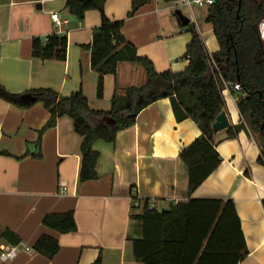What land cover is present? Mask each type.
<instances>
[{
	"label": "crops",
	"instance_id": "1",
	"mask_svg": "<svg viewBox=\"0 0 264 264\" xmlns=\"http://www.w3.org/2000/svg\"><path fill=\"white\" fill-rule=\"evenodd\" d=\"M180 4L153 0L129 17L132 0H107L104 11L112 22L124 23V38L157 72L180 73L189 65L184 55L192 38L176 15L184 8ZM185 10L208 51L218 52L213 26L206 22L209 7ZM53 14L59 15L58 27ZM100 24L98 11H88L79 20L66 1L0 0V85L19 96L18 103L38 89L63 97L82 90L93 111L110 112L114 96L143 86L147 74L136 63L122 62L115 76L105 77L103 97H98L99 75L85 47ZM52 35L68 38L66 60L34 58V40L44 42ZM235 94L223 91L229 127L242 122L240 96ZM49 119L42 103L22 107L0 97V252L5 246L18 248V256L8 264H94L99 256L102 264H142L133 250V242L143 236L136 218L147 201L162 212L189 200L188 169L180 153L201 137L200 129L192 120L177 122L169 99L156 102L138 115L134 126L120 131L114 144H95L99 178L81 183L82 138L69 117L43 130ZM227 130L216 137L220 166L191 198L232 200L249 252L239 264H264V147L248 128L235 138H229ZM222 134L227 138L220 141ZM134 201L140 205L133 207ZM71 212L77 223L74 233L60 234L42 224L46 215ZM6 231L20 243L1 238ZM42 236L59 242L60 251L52 260L34 250Z\"/></svg>",
	"mask_w": 264,
	"mask_h": 264
},
{
	"label": "trees",
	"instance_id": "2",
	"mask_svg": "<svg viewBox=\"0 0 264 264\" xmlns=\"http://www.w3.org/2000/svg\"><path fill=\"white\" fill-rule=\"evenodd\" d=\"M71 15L82 20L88 11L100 13L101 24L93 32L92 68L99 75L97 94H104V79L115 76L122 62H132L144 68L147 81L141 87H131L125 96H114L110 112L93 111L82 90L63 97L51 89H38L30 95L50 113L43 130L56 126L62 117L73 120L75 132L81 136L82 166L80 182L99 178L100 154L97 142L114 144L120 131L135 125L138 115L152 104L169 99L177 122L192 120L201 137L186 147L180 158L189 175V200L159 212L150 210L148 201L143 214L136 219L143 225V236L133 242L135 260L142 264H239L249 254L241 221L232 200H196L192 195L218 169L222 159L217 151V133L213 126L225 110L223 82L239 84L241 95L238 109L242 122L229 127V138L248 128L253 138L264 147V39L260 26L264 23V0H213L207 23L212 24L219 43L218 52L211 54L194 25L181 26L191 34L184 59L189 65L175 73L156 71L153 62L139 57L135 46L122 34L124 23L112 22L105 14L107 0H65ZM153 0H132L133 17ZM173 2L176 0H165ZM178 1V0H177ZM181 23V22H180ZM68 38L52 35L44 42L34 40V58L65 61ZM0 97L22 107L19 96L10 94L0 85ZM115 121L110 125L104 118ZM264 157V152L262 153ZM262 160L260 159V162ZM42 224L60 234L77 231L74 214H49ZM13 245L20 243L11 231L2 237ZM36 253L52 260L60 251L59 242L42 236L34 246ZM94 264H102L99 256Z\"/></svg>",
	"mask_w": 264,
	"mask_h": 264
},
{
	"label": "built area",
	"instance_id": "3",
	"mask_svg": "<svg viewBox=\"0 0 264 264\" xmlns=\"http://www.w3.org/2000/svg\"><path fill=\"white\" fill-rule=\"evenodd\" d=\"M54 1H65V0H54ZM213 0H181V6L192 8L194 6L198 7H210L213 5ZM52 20L55 23V26L58 27L60 24V18L58 14L52 15ZM261 36L264 39V24L260 26ZM223 90L228 91L230 94L236 92L243 96L241 92V87L239 84H229L227 82H223ZM140 203L138 201H134L133 207L139 206ZM148 208L150 210H156V206L153 202L148 203ZM18 256V248L16 246H5L1 248L0 252V264H8L13 261Z\"/></svg>",
	"mask_w": 264,
	"mask_h": 264
},
{
	"label": "water",
	"instance_id": "4",
	"mask_svg": "<svg viewBox=\"0 0 264 264\" xmlns=\"http://www.w3.org/2000/svg\"><path fill=\"white\" fill-rule=\"evenodd\" d=\"M176 15L178 16V18L180 19V21L182 22V24L184 26H187L190 24V19H188L186 16H184V14L182 13V11L180 10H177L176 11ZM22 104H25V105H30V104H33V103H36L37 102V99L32 96V95H25L21 98L20 100ZM104 121L110 125H114L115 124V121L110 118V117H106L104 118ZM229 128V121H228V118H227V115L223 112L216 120V123L214 124L213 126V129L216 133H220V132H223L225 131L226 129ZM227 138V134H222L220 137H219V140L220 141H223Z\"/></svg>",
	"mask_w": 264,
	"mask_h": 264
},
{
	"label": "rangeland",
	"instance_id": "5",
	"mask_svg": "<svg viewBox=\"0 0 264 264\" xmlns=\"http://www.w3.org/2000/svg\"><path fill=\"white\" fill-rule=\"evenodd\" d=\"M182 11H183L184 13L188 14L187 11L185 10V7L182 9ZM262 24H264V23H262ZM223 91H224V90H223ZM239 96H241V95L238 94V93L235 94V97L238 98Z\"/></svg>",
	"mask_w": 264,
	"mask_h": 264
}]
</instances>
